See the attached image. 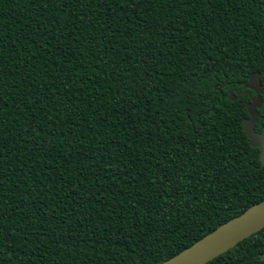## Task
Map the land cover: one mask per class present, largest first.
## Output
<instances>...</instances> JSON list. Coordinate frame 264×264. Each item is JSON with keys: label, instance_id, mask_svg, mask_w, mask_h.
Wrapping results in <instances>:
<instances>
[{"label": "trees", "instance_id": "obj_1", "mask_svg": "<svg viewBox=\"0 0 264 264\" xmlns=\"http://www.w3.org/2000/svg\"><path fill=\"white\" fill-rule=\"evenodd\" d=\"M253 72L264 132V0H0V264H159L263 200Z\"/></svg>", "mask_w": 264, "mask_h": 264}, {"label": "water", "instance_id": "obj_2", "mask_svg": "<svg viewBox=\"0 0 264 264\" xmlns=\"http://www.w3.org/2000/svg\"><path fill=\"white\" fill-rule=\"evenodd\" d=\"M240 84L249 89V101L245 105L249 116L242 119V129L249 140L250 146L259 149L260 164L264 167V132L255 130L258 108L262 105L259 73H251L247 80ZM234 91L237 93L238 89L228 90L231 100L235 99ZM263 227L264 199L253 203L239 215L220 224L190 246L159 264H205Z\"/></svg>", "mask_w": 264, "mask_h": 264}]
</instances>
